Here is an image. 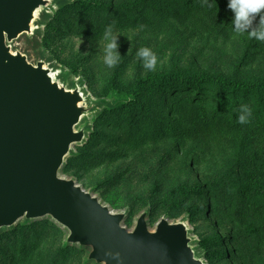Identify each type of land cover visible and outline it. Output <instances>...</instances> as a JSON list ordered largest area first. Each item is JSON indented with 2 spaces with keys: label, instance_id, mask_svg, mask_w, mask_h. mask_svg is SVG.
<instances>
[{
  "label": "rangeland",
  "instance_id": "obj_1",
  "mask_svg": "<svg viewBox=\"0 0 264 264\" xmlns=\"http://www.w3.org/2000/svg\"><path fill=\"white\" fill-rule=\"evenodd\" d=\"M47 1L33 33L12 49L34 65L44 62L58 82L83 95L86 114L75 130L85 138L71 146L59 177L126 214L128 230L147 211L151 230L161 219L183 222L203 264H264V175L248 162L264 153V114L257 112L264 94L245 102L257 112L247 132L212 114L220 92L213 88L148 93L136 104L121 95L155 72L264 79V42L236 33L227 5L204 0ZM113 23L121 60L108 68L103 34ZM140 47L152 48L163 65L145 70ZM249 174L257 185L247 187ZM67 236L51 218L21 220L0 229V264H95L89 250L67 245Z\"/></svg>",
  "mask_w": 264,
  "mask_h": 264
},
{
  "label": "water",
  "instance_id": "obj_2",
  "mask_svg": "<svg viewBox=\"0 0 264 264\" xmlns=\"http://www.w3.org/2000/svg\"><path fill=\"white\" fill-rule=\"evenodd\" d=\"M47 0H0V229L21 220L51 218L68 232L67 245L89 250L95 264H203L186 225L161 219L149 229V211L132 230L72 180L59 177L75 130L86 114L81 91L67 89L42 61L12 49ZM52 75V76H51Z\"/></svg>",
  "mask_w": 264,
  "mask_h": 264
},
{
  "label": "trees",
  "instance_id": "obj_3",
  "mask_svg": "<svg viewBox=\"0 0 264 264\" xmlns=\"http://www.w3.org/2000/svg\"><path fill=\"white\" fill-rule=\"evenodd\" d=\"M206 4L227 5L228 0H208ZM113 86L119 89V86L115 84H113ZM197 86H200L201 89L213 88L220 91L219 95L216 96V106L213 108L212 112L214 116L225 117L231 125H240L243 130H246V132L250 129L248 127L250 124L249 122L247 124H239V108L241 104H245L250 96L257 97L260 94H264V79L238 80L232 77L211 75L207 73H196L191 75L174 71L155 72L137 80L131 90H122L125 94L121 95L128 101V103L136 104L148 93L156 94L159 91H163L164 94L189 93L192 88L194 90ZM194 92L195 94H198V91L194 90ZM200 100L202 103L205 102L204 99ZM259 101L263 102L264 98H259ZM189 103L194 104L196 102L191 99ZM262 108L257 111L259 114H264V109L262 111ZM115 109L116 108H113L114 111ZM257 112H252V116ZM251 122L255 126L254 129L261 127V124L257 122V120H251ZM262 126L264 128V124H262ZM246 132L245 134H248ZM251 138L255 141L256 138H260V135L252 132ZM248 162H255V164L259 165L260 171L264 175V153H255ZM249 167V165L245 166V170ZM247 179V187L257 185V178L255 176L249 174ZM150 214L149 211V216Z\"/></svg>",
  "mask_w": 264,
  "mask_h": 264
},
{
  "label": "clouds",
  "instance_id": "obj_4",
  "mask_svg": "<svg viewBox=\"0 0 264 264\" xmlns=\"http://www.w3.org/2000/svg\"><path fill=\"white\" fill-rule=\"evenodd\" d=\"M204 2L207 3L208 0ZM227 7L233 13L231 24L236 33L246 34L251 39L264 42V0H228ZM120 36L114 31V23L109 24L104 30L103 63L108 68H114L120 63L121 55L117 43ZM136 57L147 71H156L158 63L163 65V61L158 59L157 54L150 47H140ZM251 116L252 109L246 104H241L238 122L246 124Z\"/></svg>",
  "mask_w": 264,
  "mask_h": 264
},
{
  "label": "bare ground",
  "instance_id": "obj_5",
  "mask_svg": "<svg viewBox=\"0 0 264 264\" xmlns=\"http://www.w3.org/2000/svg\"><path fill=\"white\" fill-rule=\"evenodd\" d=\"M53 74V73H52ZM52 76V75H51ZM57 80V79H56Z\"/></svg>",
  "mask_w": 264,
  "mask_h": 264
}]
</instances>
